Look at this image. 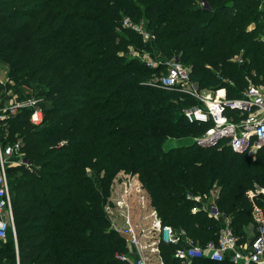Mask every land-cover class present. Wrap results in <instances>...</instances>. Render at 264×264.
<instances>
[{"label":"trees","instance_id":"trees-1","mask_svg":"<svg viewBox=\"0 0 264 264\" xmlns=\"http://www.w3.org/2000/svg\"><path fill=\"white\" fill-rule=\"evenodd\" d=\"M140 13L162 54L190 67L200 89L217 83L238 98L264 82L261 0H0V63L10 66L19 98L40 96L44 112L41 125L30 121L35 106L0 123L1 140L18 135L34 167L15 169L17 246L0 241V264H128L116 258L128 250L104 211L121 171L138 174L163 224L203 247L218 242L220 220L194 196L214 199L240 241L254 206L264 205L256 192L264 189V149L254 160L224 144L164 149L209 126L187 122L194 98L145 84L164 67L119 53L130 38L141 40L121 25L123 15L138 21ZM238 56L243 64L232 61ZM211 67L227 80L219 83ZM7 99L0 95V109ZM181 247L160 243L164 263L182 264Z\"/></svg>","mask_w":264,"mask_h":264},{"label":"built area","instance_id":"built-area-1","mask_svg":"<svg viewBox=\"0 0 264 264\" xmlns=\"http://www.w3.org/2000/svg\"><path fill=\"white\" fill-rule=\"evenodd\" d=\"M123 25L142 35L144 43L155 40L151 31L131 23L129 19H125ZM133 58L152 69L164 67V71L154 74L145 84L166 91L180 92L196 100L197 105L184 109V116L189 124L208 125L209 128L202 135L191 137L192 144L202 149L224 144L234 152L246 154L264 148V82L250 83L240 97L229 98L226 88L209 93L200 89L191 79L190 68L176 59L165 58L162 61L153 58L146 51L134 53ZM27 106H35L31 123L41 125L44 112L37 107L36 101L30 100L22 103L17 101L12 106L1 108L0 123L5 122L9 114ZM16 165L31 171L34 168L23 152L21 141L5 150L0 137V241L7 240L11 231L14 234L16 232L13 193L8 175L9 168ZM257 193L264 194V190ZM249 195L252 198L255 192ZM211 211L209 215L214 216L213 209ZM105 212L110 228L124 238L128 248L134 247L138 254V258L134 259L129 252L117 253L116 258L123 263L164 264L162 257L156 263L153 256V253H159L160 243L176 244L186 235L184 231L177 233L171 226L163 224L138 174L132 172L123 171L113 180ZM253 217L258 223L257 233L246 248V253L238 250V237L228 226L221 230L217 244L209 242L206 246L214 262H224L225 253L232 250L233 264H239L240 260L244 261L243 264H264V205L254 206ZM206 254L205 248L189 240L185 247L177 249L175 257L184 264H192Z\"/></svg>","mask_w":264,"mask_h":264},{"label":"rangeland","instance_id":"rangeland-1","mask_svg":"<svg viewBox=\"0 0 264 264\" xmlns=\"http://www.w3.org/2000/svg\"><path fill=\"white\" fill-rule=\"evenodd\" d=\"M261 1L264 4V0H261ZM137 18H138V21H135V20H133L130 17V15H123V18L121 20V25H123L125 19H129L131 21V23L138 24V25L142 26L144 30L151 31V35L152 36L154 35L155 40H153L152 43L151 42L146 43L150 47V49L148 50L146 47H142L141 46L140 42H141V40L143 41V38H142V35H140V34L137 33L140 36L141 40L139 38H130L129 40L131 41V46L127 49V51H120L119 53L121 55H124V56L128 57V58H133L134 53L146 51L147 53H149L150 55H152V57L155 58V59H158L159 58L162 61L168 59L159 50L158 44L155 43L156 42V35L154 34V32H152V28H151V26H150V24H149V22L147 20V17L140 13V14L137 15ZM126 29H129V28L126 27ZM122 35H126V34H122ZM129 36H131V35H129ZM129 36H126V37H129ZM262 38L264 39V36ZM172 59H176V60H178V61L181 62V60H180V58L178 56H174ZM232 61H236L239 64H243V62H244L239 56L238 57H235L234 59H232ZM186 67H188V66H186ZM188 68H190V67H188ZM9 69H10V66L8 64H6L5 62H1L0 63V86H2V88L0 89V95L1 96L5 95L6 97H8V99L4 102V104L7 105V106H12L17 101L22 103V102H27V101L30 100V101H36L37 107L42 108L41 105H39V102L42 100V98L40 96H38V95H31V91H29L27 89H26L27 90L26 91V93H27L26 96L23 97L22 99L19 98V95H20L19 92H16V89L13 88L14 87V83L11 82L9 80V78H8ZM211 71L214 72V73H216L217 77L219 78V83L222 80H227L226 75L221 74L220 72H216L215 69H214V67H211ZM219 85L220 84L213 83L212 86H210L207 89H203V91L208 92V93L209 92H214V91H216V89H219L218 88V87H220ZM7 135L8 136L5 135V137H4L5 138L4 139V142L2 141V146H3V148L5 150L8 149L12 144H14L13 142H11L10 137H9L11 134L9 135V133H8ZM12 136H14V141L15 142L18 141L17 140L18 139V135H12ZM189 144H192V139H190V138H186V139H173V138H170L165 143V147L167 149H171V148H174V147H177V146L189 145ZM257 153L258 152H251V153H247V155H251L253 157V160H254L255 157L257 156ZM15 169H17L16 166H13L10 169V170L13 171V173L11 171V175H10V182H11V186L12 187H14L15 184H16L15 183V177L20 176V174ZM89 171L90 170H88V172ZM256 189H257L256 190V192H257V191H261L263 188L261 189V187H257ZM19 190H21V188L17 187V192H19ZM105 206H106V204H105ZM104 211H105V207H104ZM105 214H106V212H105ZM16 234H17V231L15 232V234H14V232L11 231L9 233V235H8L7 240H6V241H14L15 247L17 246V243H16V241H17L16 239L17 238H15V237H17ZM3 249H5V248H3Z\"/></svg>","mask_w":264,"mask_h":264},{"label":"crops","instance_id":"crops-1","mask_svg":"<svg viewBox=\"0 0 264 264\" xmlns=\"http://www.w3.org/2000/svg\"><path fill=\"white\" fill-rule=\"evenodd\" d=\"M189 138H190V137H189ZM181 139H186V138H181ZM189 145H190V144H189ZM189 145H182V146H189ZM177 147H179V146H177ZM164 149H165V150H170V149H167V148L165 147V145H164ZM258 151H259V150L255 151V152H258ZM12 167H13V166H12ZM17 167H19V166L16 165V168H17ZM9 183H10V178H9ZM10 187H11V185H10ZM261 189H262V188H261ZM259 190H260V189H259ZM262 190H263V189H262ZM11 191H12V190H11ZM12 198H13V195H12ZM193 198H195L196 200H200V201L202 200L201 202H202V204H203V208L206 210L207 213H209V211H211V209H213L215 215L212 216V217L216 218L217 220H220V226H221L220 232H221L222 229H224L225 227H228V226L232 229L230 218L223 216V215L219 212L218 207H217V205H216L214 199L210 198V199L204 200V198L202 199L201 196H194ZM250 198H251V197H250ZM12 205H13V203H12ZM214 208H215V209H214ZM211 212H212V211H211ZM252 217H253V213H252ZM257 227H258V223L254 220V217H253V222L249 223L248 225H246V226L244 227V231H245V237H244V239L241 240V241L238 239V246H237L238 250H240V251L243 252V253H246V248H248L250 242L252 241V239L254 238L255 234L257 233ZM232 231H233V230H232ZM220 232H219V233H220ZM185 234H186V233H185ZM16 235H17V234H16ZM16 238H17V237H16ZM16 240H17V239H16ZM189 240L194 241L191 237L185 235V236H182V237H181L180 242H182L183 247H185L186 244L189 242ZM218 241H219V237H218ZM2 242H6V240H5V241H2ZM194 242L197 243V244H199V242H197V241H194ZM16 243H17V241H16ZM217 243H218V242H217ZM217 243H216V244H217ZM199 245H200V244H199ZM200 246H201V245H200ZM206 246H207V245H206ZM206 246H204V247L201 246V247L205 248V250L207 251L206 256L203 257V258H201V259H198V262H195L196 260H194V261L192 262V264H233V263H232V257H233V255H234V251H232V250L227 251V252L225 253V260H224V262H222V263H216V262H214V261L210 258V254H211V253L206 249V248H207ZM126 247H127V246H126ZM127 250H128L127 252H129V255H130L131 257H133L134 259H137V258H138V254H137L136 249H135L134 247H129V248L127 247ZM153 256H154V260H155V262L158 263V262H159V259L162 257V255H161V251H159V253H153ZM162 259H163V258H162ZM181 263H182V261H181ZM243 263H244L243 260H240V261H239V264H243ZM164 264H165V263H164ZM182 264H184V263H182Z\"/></svg>","mask_w":264,"mask_h":264}]
</instances>
